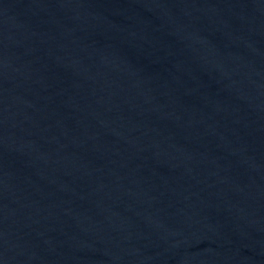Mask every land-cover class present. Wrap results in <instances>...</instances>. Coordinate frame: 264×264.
Instances as JSON below:
<instances>
[{
  "label": "water",
  "instance_id": "1",
  "mask_svg": "<svg viewBox=\"0 0 264 264\" xmlns=\"http://www.w3.org/2000/svg\"><path fill=\"white\" fill-rule=\"evenodd\" d=\"M0 264H264V0H0Z\"/></svg>",
  "mask_w": 264,
  "mask_h": 264
}]
</instances>
